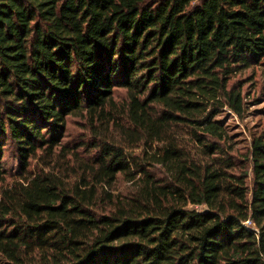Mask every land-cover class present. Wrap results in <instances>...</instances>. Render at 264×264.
Returning a JSON list of instances; mask_svg holds the SVG:
<instances>
[{"label":"trees","instance_id":"1","mask_svg":"<svg viewBox=\"0 0 264 264\" xmlns=\"http://www.w3.org/2000/svg\"><path fill=\"white\" fill-rule=\"evenodd\" d=\"M262 64L264 0H0V183L13 145L21 166L0 200V256L264 264V130L239 155L225 121L248 104L231 80ZM83 115L120 139L96 142L75 182L51 162L31 173L39 152L71 154L67 121ZM119 175L133 188L113 195Z\"/></svg>","mask_w":264,"mask_h":264},{"label":"rangeland","instance_id":"2","mask_svg":"<svg viewBox=\"0 0 264 264\" xmlns=\"http://www.w3.org/2000/svg\"><path fill=\"white\" fill-rule=\"evenodd\" d=\"M241 85L244 95L246 97L247 110L242 118L228 114L225 118L227 125H229L232 133L238 136V144L235 150L239 155L247 154L251 149V144L254 136L259 135L264 130V64L260 66H253L248 70L238 73L230 82V87L233 85ZM114 98L119 109L127 103V92L125 89H116ZM120 139V133L117 126L92 122L89 116H71L67 121L66 134L62 139L60 147H66V152H71L69 156H62L63 152L58 149L55 156L50 159L47 154L39 152L38 158L31 160L29 171L31 173H38L41 170L48 171L47 163H53L56 168L62 169L63 173L72 177V182H75L81 177L82 172L80 169L81 163L92 162L94 158L99 155L98 150L94 149L93 145L96 142L116 141ZM8 148L4 156V165L7 169L8 176L5 183H0V200L2 193L8 184L18 180V174L21 170L20 160L17 156L15 146ZM141 149H133L127 151L129 154L137 153ZM72 153H77L78 157H72ZM78 158V160H77ZM81 172V173H78ZM155 173V171H154ZM252 177V171L249 172ZM160 173L156 172L159 177ZM133 188L132 183L125 180V177L119 175L118 181L115 185L106 189L107 192L117 195L119 193H128ZM99 193L102 195L103 189L98 187ZM0 264H10L0 256Z\"/></svg>","mask_w":264,"mask_h":264},{"label":"built area","instance_id":"3","mask_svg":"<svg viewBox=\"0 0 264 264\" xmlns=\"http://www.w3.org/2000/svg\"><path fill=\"white\" fill-rule=\"evenodd\" d=\"M244 225H245L246 227H249V228H254V227H255L254 223H253L251 220L246 221V222L244 223Z\"/></svg>","mask_w":264,"mask_h":264}]
</instances>
